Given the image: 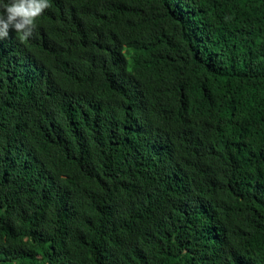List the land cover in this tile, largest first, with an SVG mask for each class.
<instances>
[{
    "label": "trees",
    "instance_id": "16d2710c",
    "mask_svg": "<svg viewBox=\"0 0 264 264\" xmlns=\"http://www.w3.org/2000/svg\"><path fill=\"white\" fill-rule=\"evenodd\" d=\"M0 264H264V0H49L10 29Z\"/></svg>",
    "mask_w": 264,
    "mask_h": 264
},
{
    "label": "clouds",
    "instance_id": "9594fccd",
    "mask_svg": "<svg viewBox=\"0 0 264 264\" xmlns=\"http://www.w3.org/2000/svg\"><path fill=\"white\" fill-rule=\"evenodd\" d=\"M49 7V0H0V40L9 30L20 33L23 39L33 34L36 19Z\"/></svg>",
    "mask_w": 264,
    "mask_h": 264
}]
</instances>
